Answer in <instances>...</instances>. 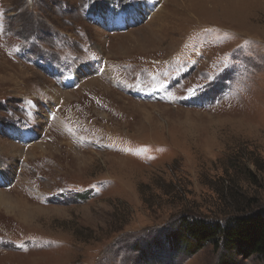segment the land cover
<instances>
[{"label": "rangeland", "instance_id": "374dc122", "mask_svg": "<svg viewBox=\"0 0 264 264\" xmlns=\"http://www.w3.org/2000/svg\"><path fill=\"white\" fill-rule=\"evenodd\" d=\"M111 2L0 0V264H220L181 215L264 209V0Z\"/></svg>", "mask_w": 264, "mask_h": 264}, {"label": "trees", "instance_id": "16d2710c", "mask_svg": "<svg viewBox=\"0 0 264 264\" xmlns=\"http://www.w3.org/2000/svg\"><path fill=\"white\" fill-rule=\"evenodd\" d=\"M114 3H120V0H112L111 4ZM237 211L239 213L231 215L225 224L218 220H206L200 213L190 216L182 214L177 229H172L167 234L170 242L168 244V240L165 241L168 250L163 251L164 256L171 255L174 258L178 253H196L205 245L211 244L214 248L221 247L224 252L220 264H233L229 260L232 254L247 258L264 257V209L253 210L249 206ZM150 242L143 250L151 248L153 244ZM130 244L131 241L127 240L122 242V247L128 248Z\"/></svg>", "mask_w": 264, "mask_h": 264}, {"label": "bare ground", "instance_id": "6f19581e", "mask_svg": "<svg viewBox=\"0 0 264 264\" xmlns=\"http://www.w3.org/2000/svg\"><path fill=\"white\" fill-rule=\"evenodd\" d=\"M156 15V14H155ZM97 82V81H96ZM65 95H67L66 93H64ZM44 148V147H43ZM6 195H7V193H6ZM18 202H16V201H13V200H11V201H9V200H7V198H6V196H4V194H2V192H0V205H7L9 208L10 207H12V206H17L18 204H17ZM19 206V205H18ZM18 208V207H17Z\"/></svg>", "mask_w": 264, "mask_h": 264}]
</instances>
